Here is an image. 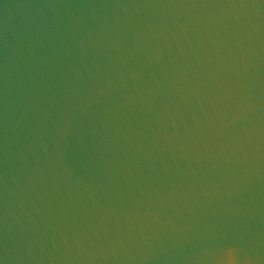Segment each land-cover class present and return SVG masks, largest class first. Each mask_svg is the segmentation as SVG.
Returning <instances> with one entry per match:
<instances>
[{"label": "water", "instance_id": "water-1", "mask_svg": "<svg viewBox=\"0 0 264 264\" xmlns=\"http://www.w3.org/2000/svg\"><path fill=\"white\" fill-rule=\"evenodd\" d=\"M0 264H264V0H0Z\"/></svg>", "mask_w": 264, "mask_h": 264}]
</instances>
